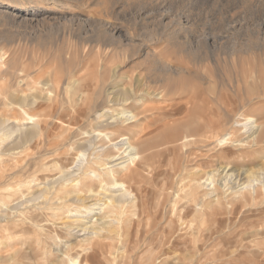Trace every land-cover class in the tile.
Returning a JSON list of instances; mask_svg holds the SVG:
<instances>
[{
  "label": "rangeland",
  "instance_id": "obj_1",
  "mask_svg": "<svg viewBox=\"0 0 264 264\" xmlns=\"http://www.w3.org/2000/svg\"><path fill=\"white\" fill-rule=\"evenodd\" d=\"M8 4L14 5L17 9L8 8L6 6ZM0 10L8 11V13L0 12V55H2L0 56V68L5 65V68L3 66L0 70L4 73L8 67H17L15 75H2L0 89L6 84L22 93L28 88L20 84L18 77L15 76L32 71L31 74L29 73L28 82L34 85L35 80L37 83V81L46 79L45 81L49 80L47 84L50 83L44 85L45 87L34 88V90L37 89L35 92L52 93L46 96H50L49 101L37 100L29 109L32 114H35L36 120H41L42 116V119L48 122L40 137L37 136V140L34 138L18 150H12L13 152L20 150L19 153L0 155L2 156L0 158V185H3L0 190L2 188L7 190L5 186L7 183H9L7 187L17 189H14L17 192L13 191L11 195L5 194L7 191L4 193L3 189L1 190L3 193L0 192L6 195V201L0 202L3 207L0 206V264H40L44 260L52 262L56 259L52 253L56 246L61 245L62 247L65 243L71 246L68 252L70 256L80 255V263L85 261L92 264L84 257L86 252H89V244L83 239L84 236H81V239L80 236L72 234L73 231L71 232L70 228L76 223L74 216L69 214L73 213L77 206L83 205L71 203L69 200L63 201L62 199L65 198L61 201L58 199L59 194L55 191H46L42 196L37 195V190L40 189L38 186H42L45 177L57 173L61 168L71 166L72 152L70 151L73 150L76 142L83 138L89 127L91 130L89 129L87 133L92 131L90 123L81 121L74 124L72 121L76 106L69 95L70 92L68 93L65 89V83L64 85L62 83V81L65 82L63 80L65 75L76 64L79 66L83 63L81 66L84 65V67L74 68L77 70L73 69L71 74L85 81L96 75L101 62L107 64V68L120 65L121 71L128 74V79L132 76L130 80L122 81L128 86H133L135 83L133 79L140 76L144 79L143 76L149 75L150 72L159 74L158 76L169 81L181 80L182 84L178 85L182 86L183 91L177 93V95L181 94L178 97L175 95L174 99H169L170 102L167 104L172 105L162 118L154 119L157 116L155 114L156 116H150L145 120V114L141 116L143 121L140 123L144 126L143 133L145 135L147 132L150 135L147 137L153 142L156 141L151 142L153 145L163 143L166 139H177L182 133L185 135L193 132L196 123L205 117L209 120L212 118L216 120V117L221 115L225 104L233 109L226 117L228 120H232L234 115L239 114V120L241 119L242 122L245 121L243 119L250 118L257 125L264 126V96H262L264 94V72L262 70L264 69L262 68L264 66V0H0ZM97 45L100 46L99 51L96 49ZM85 47L88 49L86 50ZM15 48L13 52L16 54L12 52ZM85 50L86 52L92 51V53H86ZM83 53L90 54V56H84L86 54L83 55ZM61 60L64 62L62 63ZM13 61L14 63L17 61V65L13 64ZM58 63L63 64V68ZM35 68L40 71H36ZM188 73L194 77L189 78ZM178 76H181L183 80ZM245 77L248 79L245 80ZM33 80L34 83H32ZM59 80L62 85L55 91L57 84L55 86L54 84L60 82ZM191 80L193 87H191ZM198 80L203 81V85ZM235 80L240 82L241 87L236 84ZM76 84L80 83L76 82ZM170 84L172 90L178 86L175 83L170 82ZM223 84L228 86L226 90ZM202 88L205 90L204 97L201 99ZM235 88L241 96H238L237 91L233 93ZM190 89L200 95L197 99H193L194 104L186 101V95ZM220 89L223 91L221 92ZM247 96L252 98L250 105L239 106L240 99H246ZM184 97L185 101L182 100ZM52 100L56 103L54 106ZM38 105H43V107ZM72 105L73 107H70ZM114 108L115 111L119 109L117 106ZM36 109L40 112L36 113L34 111ZM29 110L28 113H31ZM137 110L140 109L137 108ZM38 112L39 115H37ZM20 114L22 113H14L10 118H18V121L22 122L24 115ZM58 119L65 120L70 127L67 126V130L54 128L51 121ZM145 121L146 123L148 121V124ZM243 129L234 127L230 131H225L217 127L212 131L211 137L208 138L209 141H194L195 143L192 142L185 146L173 143L162 144L164 147L162 145L155 147L153 150L156 152V161L151 165H145L144 182L142 181L140 187L130 186L133 201L123 208L121 214L115 210L110 215L115 220L121 216L123 220H118L115 224L117 226L116 235L112 234L111 238L105 241L112 244V255L108 254V261L111 260L112 264H123L131 259L134 264H264V137L252 139ZM178 131L181 134H178ZM65 134L67 138L64 141H67L61 142ZM93 137L94 142L97 141L93 142L94 147L97 145L96 149L108 144L99 135ZM222 137L224 140L220 142ZM58 138L59 140H56ZM48 139L49 142H47ZM2 143L0 141V148L5 146V143ZM63 143L69 144H65L64 148ZM173 145L177 149L173 148ZM53 162L56 166L52 165ZM225 169L232 175L223 177ZM41 175L42 179H39ZM207 175H212L213 185H209L211 188L198 185ZM22 179L27 182H21ZM251 179V185L241 189L242 194L239 193V196L232 195L227 189V186L236 185V182L246 184ZM15 180L16 184H14ZM17 181L20 182L17 183ZM11 182L13 186L10 185ZM210 191L213 192L211 195ZM54 196L58 198L54 200ZM42 197H45L46 203ZM19 199L21 201H18ZM36 200L38 202L41 200L42 204ZM44 203L47 207L43 205ZM13 204L18 205V209H11L9 205L14 206ZM1 208L4 210L2 211ZM104 212L106 213L105 209L101 214L103 215ZM56 217H58L57 221ZM18 221L23 223L19 222L18 225ZM61 222L65 225L74 224L65 231L66 229L57 227ZM39 227L43 228L42 232ZM129 227L136 230V233L142 232L138 234L141 237L139 243L136 242L138 244L133 245L134 239L132 243L130 242L129 246H134L131 251H128L127 245L122 241L125 234L127 237L126 231ZM171 228L177 233L173 234V238L168 237L172 231ZM119 232L123 234L122 238L118 236ZM142 236L145 238L142 239ZM75 242L78 244L76 245ZM42 255L44 256L41 257ZM129 255L130 258H127Z\"/></svg>",
  "mask_w": 264,
  "mask_h": 264
},
{
  "label": "bare ground",
  "instance_id": "obj_2",
  "mask_svg": "<svg viewBox=\"0 0 264 264\" xmlns=\"http://www.w3.org/2000/svg\"><path fill=\"white\" fill-rule=\"evenodd\" d=\"M6 6L8 8L17 9V7H15L14 5H11V4H8ZM4 11L0 10V12H4ZM5 12L8 13V11H5ZM81 45H82V43H81ZM98 46L99 45H97V48L96 49L100 48V46L99 47ZM92 47H93V45H92ZM85 48H86V50L88 49L87 47H85ZM90 49H91V47H90ZM15 50H16V48L14 50H12V52L15 51ZM68 50H69V48H68ZM86 50H85V52H86ZM98 51H99V49H98ZM101 51H102V49H101ZM73 53H75V52H73ZM86 53H92V51L91 52H86ZM86 53H83V55L86 54ZM101 53H103V52H101ZM14 54H16V53H14ZM64 54H65V52H64ZM81 54H82V52H81ZM83 55H82V57H83ZM88 55L90 56V54H86L84 56H88ZM0 56H2V55H0ZM75 56H76V54H75ZM75 56H74V58H75ZM105 56L106 55H104V57ZM69 57L71 58L70 55H69ZM91 57H92V54H91ZM80 58H81V56H80ZM84 58L85 57H83L82 59H84ZM3 59H4V57H3ZM77 59H79V57ZM87 59H88V57H87ZM89 59H90V57H89ZM103 59L104 58H102V60ZM4 60L7 61V59H4ZM23 60H24V58L22 59V61ZM31 60H32V58H31ZM31 60H30V62H31ZM104 60H106V58ZM100 61H101V58H100ZM63 62L64 61H62V63ZM71 62L73 64V61H71ZM75 62H76V60H75ZM33 63H34V61H33ZM2 64H4L3 61H2ZM13 64H16L17 65V61L15 63L13 61ZM23 64H25V63H23ZM59 64L62 67L63 64L61 65V63H58V65ZM81 65L77 66V64H76V66L73 67V69L74 68H77V67H80ZM106 65H105L104 62H101L100 65H99L98 70L96 71V75L93 78H91L89 80H86V81L84 79H82V78H79V79L78 78H75L76 75L73 76V73L71 74V72H73L72 71L73 69L70 70L68 73L66 72L67 74L63 78V80L65 82L62 81V83H63V85L65 83V89L68 90V93L70 92L69 95L71 96V99L74 102V105L76 106L75 114L72 116V121L74 122V124L75 123H78V122H81V121L88 122V124L90 123L89 126H92V131L89 132V133H87V131L90 129V127H89V129L85 132V135L83 136V138L80 141H77L76 142L75 140H73V141L76 142V145H74L75 147H73L72 148L73 150L70 151V152H72V154H71L72 156L70 157V159L72 161L71 166L66 167L65 169H62L61 168V170H58V172L55 173V174H53V175H49L48 174L49 176H47L46 173H45V175L47 177H45L43 184L41 183L42 186H38V187H40V189L37 190L38 191V194H37L38 196H42L46 191H51V192L52 191H55L60 196V198H58V196H57L58 199L61 200L62 198H65V199H62V200L63 201L64 200H67V201L69 200L71 203H76V204L80 203L81 205H83V206H80V207L77 206V208L74 211L72 210L73 213H70L69 214L71 216L72 215L74 216V220L75 221L74 220L73 221L76 223L75 226H72V224H74V223H72L71 225H65L63 222H61L60 223V226H57V227H60L61 229H66V228H69L70 226H72V227H70L72 229V230L70 229L71 232L73 231L72 234H74L75 236H80V237L81 236H84L83 239L86 241L87 244H89V247L87 246L88 249H89V252L87 251L84 257H85L86 260L91 261L92 264H110V263L112 264V262H110L111 260L108 261L109 259H107V257L109 255H112V251H111L112 250V244L110 242L108 243V242H105V241L107 239L111 238L110 236L112 234H115L117 232V230H116L117 229V226H115V224H116V222H118V220L122 221L123 219L121 218V216H119V218L115 220L114 218H112L113 216L111 217L110 215H112L111 213H113L115 210L117 211V213H120L121 214L122 211H123V208L133 201V195L131 193L130 186H135V188H136V187H140V185L142 184L143 179H145V165H151L152 163H154L156 161V158H155L156 152L154 151L155 150L154 149L155 147L160 146L162 144L168 145V144H173V143H174V145L176 143L177 145L180 144V145H184L185 146V145H188L189 143H192L194 141L195 142L205 141V140H208V138L211 137L212 131L215 128H217V127H221L225 131H230V129H234V127H238V128L241 127V129L244 128L243 130H245L246 133L247 132L249 133V137H252V139H254L255 137H260V138H263L264 137V126H262L261 124L260 125H257L256 122H253V119H250V118L243 119L242 118L243 120H245L244 122H242V121H240L241 119L239 120L240 115L238 114V115H234V118H232V120H228L226 117L229 116V112H231L233 109L229 108L230 106H228V104H225V107L222 109V113L220 112L221 115L217 116L216 117V120H214V118H212L213 120L212 119L209 120L207 117H205V119H202L200 122H197L196 123V125L194 126V129H193V132H189L188 131L189 134H185V135H183V133H182L183 136L180 135L181 137L179 136L177 139L169 140V139L164 138L166 140L163 143L160 142L159 144L153 145L151 143L153 141H151V138H149L150 135H148L147 132H145V135L143 133L144 126H142L143 124L140 123V121H143V120H141V118H142L141 116H142V114H145V120L147 118H149L150 116L152 117L155 114H157V116L155 115L156 118L153 117L154 119H160V118H162L165 115L166 111L169 110L170 106L172 105V104H167V103L170 102L169 99H171V98L174 99V96L177 95V93H179V91L180 92L183 91L182 86L179 87V85H178V84L181 83V80L179 79V81H177L178 79H176V81L174 80L175 82L173 80L172 81H169L168 79H163L161 76H158L159 74H156L154 72H150L149 71L150 72L149 75L143 76V77H145L144 78L145 80L143 78H140L141 76L140 77H137L135 79L132 78L133 80H135V83H133V86H131L130 83H129L130 86H128L127 84H124L123 83V82H125L123 80H125V79L127 80L129 76H128V74L125 71H121V68L122 67L120 65H115L113 67L110 66V68H107ZM3 66L5 68V65H3ZM11 66H12V64H11ZM34 66L35 65H33V67ZM69 66H70V64H69ZM35 67H37V66H35ZM82 67H84V65L81 66V68ZM16 68H14V67H8V68L5 69V71L3 70L4 73H2L1 70H0V76H1L0 78H2V75L3 76L4 75H7L8 76V74H14V72L17 70ZM37 68H35V69H37ZM262 68H264V66ZM170 69H168V71H171L172 72V70H170ZM38 70L39 69H37L36 71H38ZM65 70H66V67H65ZM148 70H149V68H148ZM262 70L264 72V69H262ZM31 72H29V73L31 74ZM59 72H60V70H59ZM29 73H23V74L21 73V75L20 74L19 75L16 74L17 76H15L16 78L18 77V80H19V83L20 84H22V85L24 84L25 86H27V88H28L27 90L22 89V90H24L23 91L24 93L23 92L22 93H19L17 90L12 89L11 86L6 85V84H4L3 87L1 88L3 90L0 89L1 90V92H0V111H1V114H2V116L0 117V141H1V143L2 142L5 143V146H3V148L1 147L2 149L0 148V155H3L4 156L6 154L12 153L13 152L12 150H15V149L18 150L20 147L24 146L26 143L31 142L34 138H36V140H37V136L40 137L41 132L43 131V129H45L47 127L46 126L48 124L47 120L44 119V118L42 119V116L41 115H40L41 116V120L40 119L36 120L35 117H34L35 114H32V112L29 109L31 107H33V105L35 104V102H37V100H40V101H43L44 100L43 102H45V100H48L49 101V99H51V98H49L50 96L46 97L47 94H49L51 92H49L47 94H43L42 92H44V91L38 93V91L35 92V90H37V89L34 90V88H37V87L40 88V87L46 85L49 80L45 81L46 80L45 79L44 81H42L40 79L41 81H39V82L37 81V83H36V80H35V83H34V80H33V82H32V83H34V85H33V84H31V82H28V76L30 77ZM260 73L263 74L262 72H260ZM38 74H40V73L38 72ZM38 74L36 73V75H38ZM78 74H79V72H78ZM202 74H204V73H202ZM36 75H34V76H36ZM60 75L62 76V74H60ZM198 75L201 76V74H198ZM34 76H32V77H34ZM239 76H241V75H239ZM26 77H27V79H26ZM32 77L30 79H32ZM76 77H79V76H76ZM131 77L132 76H130V78ZM178 77L181 78V76H178ZM188 77L189 78H193L194 76H192V74L188 73ZM195 77H197V76H195ZM236 77H238V76H236ZM34 78H37V77H34ZM130 78L128 80H130ZM186 78H184V79H186ZM57 79H58V77H57ZM197 79H199V78H197ZM232 79H234V78H232ZM246 79H248V77L247 78L245 77V80ZM167 80L169 81V83L167 82ZM241 80H242V78H241ZM3 81H4V79H3ZM9 81H10V78H9ZM59 81L60 82H58V83H55V84L53 83L54 86L57 84L56 85L57 89L55 91H57L58 88L62 85L61 80H59ZM198 81L200 82V80H198ZM235 81L237 82L236 84L240 86V84H239L240 82L238 83L239 79H238V81L237 80H235ZM17 82H16V84H17ZM76 82H79L80 84L77 85ZM170 82L173 83V84L175 83V85L177 84L178 86H175L176 88L172 90L171 89L172 86H171ZM187 82H189V80H187ZM204 82H206V81H204ZM196 83H198V82H196ZM200 83L203 85V81L200 82ZM48 84H50V83H48ZM191 84H192V80H191ZM243 84H244V81H243ZM185 86H186V82H185ZM197 86H198V84H197ZM244 86H245V84L243 85V87ZM21 87H24V86H21ZM191 87H193V84L191 85ZM226 87L228 88V86H225V90H226ZM243 87H242V89H244ZM24 88H26V87H24ZM221 88L224 89V87H222V86H221ZM51 89L53 90V88H51ZM230 89H231V87H230ZM41 90H43V88ZM62 90H63L62 92H64V89H62ZM204 90L205 89L202 88V91H200L201 99L204 97ZM239 90H241V89H239ZM46 91H45V93H46ZM206 91H208V90L206 89ZM222 91L223 90H221V92ZM234 91H237L238 96H241V95H239V92H238V90H236V88H235V90H233V93H234ZM184 93H185V91H184ZM64 95H65V93H64ZM179 95H181V94H179ZM179 95H177V97ZM245 95H244V97H245ZM55 96L57 97V95H55ZM55 96H53V97H55ZM66 96H67V94H66ZM186 96H185L187 98L186 101H188V102L191 101L190 103L194 104L193 99H197L200 95L197 94V92L192 91L190 89V91H188V95H186ZM262 96H264V94ZM185 97H184V99H182L183 101H185ZM256 97L258 98V97H261V96H256ZM64 100H65V98H64ZM68 100H69V98H68ZM219 100H220V98H219ZM251 100H252V98L251 97H248V96L246 97V99L245 98H241L240 99V105L239 106H241V107L249 106ZM53 101L54 100H52V102ZM173 101H175V100H173ZM178 103H180V102H178ZM55 104L56 103H54L53 106ZM181 104H182V102H181ZM36 105H37V103H36ZM38 106H42L43 107V105H38ZM114 106L119 107L120 110L118 109V111H115ZM70 107H73V105L70 106ZM217 107H219V106H217ZM137 108H139L140 110H137ZM28 110L31 113H28ZM41 110H42V108H41ZM234 110H235V108H234ZM34 111H36V113H37V111L40 112V110H37V109L34 110ZM39 112H38L37 115H39ZM14 113H18V114L19 113H22L20 115H24V116H22V117H24V121L20 122V121H18L19 120L18 118H16L17 120L15 118L14 119L13 118L11 119L10 116L13 115ZM40 114H42V113H40ZM15 116H17V115H15ZM49 116H48V119L51 120L49 118ZM11 117H13V116H11ZM225 119H227V120H225ZM224 120L226 121L225 124L223 123ZM145 123H146V121H145ZM150 123H152V122L150 121ZM68 124H69L68 122H66L65 120H62V119H58L56 121H51V125L54 128H59L60 130H63V128H65V130H67L68 129L67 128ZM146 124H148V121H147ZM68 127H70V126H68ZM74 128H76V126ZM145 129H146V127H145ZM59 131H57V132H59ZM83 131H85V130H83ZM57 132H56V134H57ZM83 133H81V134H83ZM178 134H181V133L179 132ZM178 134L176 133V135H178ZM66 135L67 134H65V137L62 139L61 142H63L64 139L67 138ZM68 135H69V133H68ZM94 135H96V136L99 135L101 137V139L104 142L107 141L108 144L107 145L105 144L106 146L102 145V146H100L99 149H96L97 148L96 147L97 145L95 147L93 146V145H95V144H93V142L95 140L94 137H93ZM147 136H149V137H147ZM69 137H70V135H69ZM52 138H54V137H52ZM152 138H154V137H152ZM247 138H248V136H247ZM45 139H43V140H45ZM71 139H72V137H71ZM56 140H59V138L56 139ZM223 140H224V138L222 137V139L220 140V142H222ZM41 141H42V139H41ZM65 141H67V140H65ZM162 141H163V139H162ZM47 142H49V139L47 140ZM50 142H52L51 139H50ZM68 142H70V141H68ZM75 142H71V143H75ZM96 142L97 141H95L94 143H96ZM155 142L156 141H154L153 143H155ZM65 144H69V143H65ZM65 144L63 143V145H65ZM2 145H3V143H2ZM166 145H165V147H166ZM174 145H173V148L174 147L176 148V146H174ZM70 146H72V145H70ZM162 146L164 147V145H162ZM63 147L65 148L66 145L63 146ZM24 148H21V149L23 150ZM26 148H28V147H26ZM66 150H69V149L66 148ZM70 150H71V148H70ZM114 150H116V152H114ZM19 151L18 152L14 151V152L16 154V153H19ZM60 151H61V148H60ZM162 151H164V150H162ZM14 152H13V154H14ZM88 153H89V156H87ZM19 156H20V154H19ZM54 156H56V155H54ZM1 157L2 156H0V158ZM15 157H17V156H15ZM5 159H6V157H5ZM7 159H11V158H7ZM53 163L54 164H52V165H55L56 164L55 162H53ZM41 165L43 167H45L43 164H41ZM57 166H59V165H57ZM47 168H50V167H47ZM53 168H54V166H53ZM44 170H47V169H44ZM3 171L5 172V170H3ZM227 171L228 170H226V169L224 170L223 177L232 175L231 173H227ZM4 176H5V174H4ZM44 176H43V178H44ZM211 178H212V175H207V177L204 180H202L201 182H199L198 185L199 186L202 185L203 187L205 186V187L211 188V187H209L210 184L213 185V183H212L213 181L211 182ZM19 179L20 178H18V180ZM39 179H42V175H41V178H39ZM8 182H10V181H8ZM19 182L17 181V183H19ZM21 182H27V181H23V179H22ZM250 182H252V179L249 182H247L246 184H244L245 182L244 183H238V182H236L237 183L236 185L233 184L231 186H227V189L229 190V192L232 195L239 196V193H241L240 191H242L241 189L246 188L247 186L251 185ZM234 183H235V181H234ZM7 184H9V183H7ZM7 184L6 185L4 184L6 186V188H7V190H4L3 188L2 189L4 190V193L7 191L5 194H10L11 195V192L15 191L14 189H16V188L14 187V189H12L11 186L7 187ZM11 184H12V182L10 183V185ZM14 184H16V180L14 181ZM223 184H224V182H223ZM231 184H232V182H231ZM27 185H25V186L27 187ZM38 185H40V184L38 183ZM226 185H228V184L226 183ZM1 186L3 187V185H0V187ZM12 186H13V184H12ZM32 186H34V185H32ZM1 190H0V192L3 191V190L2 191ZM18 190L21 191L20 189H18ZM15 192H17V191H15ZM2 193H0V202L1 201L3 202V200L6 201L5 200L6 195H2ZM211 193H213V192L210 191L209 194L211 195ZM48 195H50V194H48ZM51 195H53V194H51ZM55 196H54V200L57 199V198H55ZM207 196H208V194H207ZM24 197H22V198H24ZM44 199H45V197L43 198V201L45 202ZM18 201H21V200L19 199ZM40 201L41 200H39V202ZM31 202H30V204H31ZM51 202L53 203V201H51ZM45 203L43 205L46 206ZM62 203H64V202H62ZM14 204H15V202H14ZM27 204L29 206V203H27ZM27 204L24 205V206L26 207ZM33 204H34V202H33ZM54 204H55V202H54ZM36 205H37V203H36ZM36 205H34V206H36ZM5 206H7V205H5ZM9 206H10L11 209H13V208L18 209L17 208L18 205H16V206L15 205L14 206L9 205ZM22 206H21V208H22ZM31 207H33V206H31ZM39 207H41V206H39ZM2 208H1V210L3 211L4 209H2ZM35 208H37V206ZM54 209H55V207H54ZM70 209H69V211H70ZM72 209H74V207ZM103 209L106 210V213L104 212V214L102 215L101 212L103 211ZM5 210H6V208H5ZM7 210H9L8 207H7ZM9 213H11V212H9ZM100 214L102 216H100ZM19 215H20V213L18 214V216ZM55 216H57V214L54 215V218H55ZM57 218L58 217H56V219H55L56 221L58 220ZM28 220H29V218H28ZM19 222H22V221H18V225H19ZM14 223H15V221H14ZM28 225H29V223H28ZM155 227H153V228H155ZM42 229L40 230L41 232H42ZM172 229L173 228H171V230ZM65 231H67V229ZM167 231H169V230H167ZM126 232H127V237H125L126 236V234H125L124 237L122 238V235L123 234L121 235L120 232L118 233V234H120L118 236H120L122 238V241L127 245L126 248L129 249L128 251H131L134 248V246H129L130 245V242L134 239L135 241L133 240L134 241L133 245L136 242L139 243L141 237L138 234H140L142 232L136 233V230H134L131 227H129ZM32 233H34V232H32ZM165 233H166V231H165ZM175 233H176L175 230H172L169 233L168 237L173 238V234H175ZM44 234H46V233H44ZM165 237H167V236L165 235ZM178 237L180 238V236H178ZM121 238H120V240H121ZM144 238H145V236H144ZM144 238L142 236V239H144ZM81 239H82V237H81ZM31 240H32V238H31ZM75 241L77 242V240H75ZM66 242H67V240H66ZM76 242H75V244H76ZM138 243H136V244H138ZM69 245L70 244L67 245L66 243L64 245L62 244V247H61V245H60V247H58V246L55 245L56 248H55L54 252H52V253H53V256L56 259L54 261H52V262H48V261L44 260V261H41L43 263H40V264H89V263H87L85 261L83 262L82 259H80L82 261L80 263L79 262V256L80 255H78L76 257L70 256L68 252L71 249V246H69ZM31 246H33V244ZM76 248H79V247H76ZM84 248H85V246H84ZM85 250H87V249H85ZM81 255H82V258H83V255L84 254L82 253ZM2 256L3 255H1V257ZM43 256L44 255H42L41 257H43ZM127 258H130V255ZM40 259L41 258H39V260ZM6 261H8V259ZM127 261L124 262L123 264H134V261L132 259L129 260V262H127Z\"/></svg>",
  "mask_w": 264,
  "mask_h": 264
}]
</instances>
